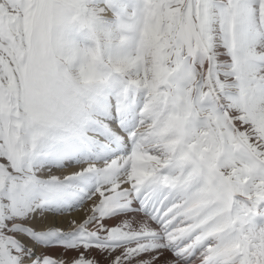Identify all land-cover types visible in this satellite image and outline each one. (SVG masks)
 Here are the masks:
<instances>
[{"label": "snow or ice", "instance_id": "obj_1", "mask_svg": "<svg viewBox=\"0 0 264 264\" xmlns=\"http://www.w3.org/2000/svg\"><path fill=\"white\" fill-rule=\"evenodd\" d=\"M0 264H264V0H0Z\"/></svg>", "mask_w": 264, "mask_h": 264}]
</instances>
